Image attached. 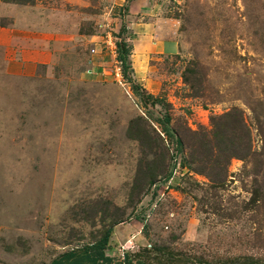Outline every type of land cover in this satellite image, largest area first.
Listing matches in <instances>:
<instances>
[{"label": "rangeland", "instance_id": "1", "mask_svg": "<svg viewBox=\"0 0 264 264\" xmlns=\"http://www.w3.org/2000/svg\"><path fill=\"white\" fill-rule=\"evenodd\" d=\"M146 1L178 51L143 47L125 75L113 49L133 0H0V264H49L114 215L115 258L158 243L264 262V0ZM234 109L252 152L216 186L158 120L198 132Z\"/></svg>", "mask_w": 264, "mask_h": 264}, {"label": "trees", "instance_id": "2", "mask_svg": "<svg viewBox=\"0 0 264 264\" xmlns=\"http://www.w3.org/2000/svg\"><path fill=\"white\" fill-rule=\"evenodd\" d=\"M12 1L13 0H5ZM20 3H33L35 0H14ZM127 26L124 24L116 34L117 60L120 68L127 75L131 68L133 44L127 39ZM132 80V78H131ZM212 127L198 132L188 129L172 133L169 125L159 119L161 132L168 138L175 137L188 148V153L181 164L193 171L206 175L210 181L219 186L229 177L231 161L237 157H246L252 152L251 132L243 113L238 109L214 115L211 119ZM239 136L237 129H240ZM156 130V129H155ZM160 135V134H159ZM164 158H168L166 155ZM160 165L145 167L147 182L154 184L156 178L165 173L169 163L160 160ZM193 166V168H192ZM121 215H114L111 225L104 229L103 235L92 243L82 247L62 252L52 259L49 264H264L259 258L248 254H225L219 252H200L199 248H178L168 244L145 245L138 252L132 253L129 249L123 258H115L107 253L111 234L115 225L121 222Z\"/></svg>", "mask_w": 264, "mask_h": 264}, {"label": "crops", "instance_id": "3", "mask_svg": "<svg viewBox=\"0 0 264 264\" xmlns=\"http://www.w3.org/2000/svg\"><path fill=\"white\" fill-rule=\"evenodd\" d=\"M145 2L147 1L133 0L130 7L131 13L127 17L129 24L127 26L131 30L128 32L127 39L133 41L132 56H137L138 58L139 54L146 53L143 52L144 50H148V53H176L178 51V45L175 41V35L173 34L175 32V24L174 27H171L173 23H167L165 19L156 14L157 12H153L154 8H157V4L151 3L150 6H152V10H145L142 7V4H145ZM102 56L105 57V55ZM104 62L105 61H98L97 63L103 66Z\"/></svg>", "mask_w": 264, "mask_h": 264}, {"label": "built area", "instance_id": "4", "mask_svg": "<svg viewBox=\"0 0 264 264\" xmlns=\"http://www.w3.org/2000/svg\"><path fill=\"white\" fill-rule=\"evenodd\" d=\"M113 51H115V52H117L115 49H113ZM94 52H95V49H94ZM119 69H121V68H118L117 70L119 71ZM117 73H119L120 74V72H117ZM148 246H151V244H147ZM137 248L139 247V245H135ZM128 250V248H125V249H123L122 250V256L124 257V255H125V252Z\"/></svg>", "mask_w": 264, "mask_h": 264}]
</instances>
